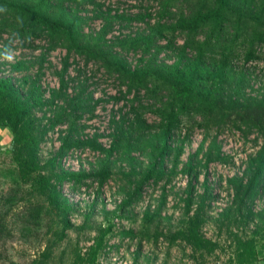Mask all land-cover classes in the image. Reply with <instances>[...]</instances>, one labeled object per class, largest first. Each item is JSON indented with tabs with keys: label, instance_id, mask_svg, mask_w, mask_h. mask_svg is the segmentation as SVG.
Returning <instances> with one entry per match:
<instances>
[{
	"label": "trees",
	"instance_id": "1",
	"mask_svg": "<svg viewBox=\"0 0 264 264\" xmlns=\"http://www.w3.org/2000/svg\"><path fill=\"white\" fill-rule=\"evenodd\" d=\"M153 1L159 6L157 19H166L167 23L147 25L145 29L150 30L147 35L107 40L112 24L86 34L83 26L88 22L76 13L86 5H95V0H0V9H3L0 10V38L8 37L0 54L8 48V43L18 40L33 50L39 48L36 42L46 43L47 50L63 48L68 54L84 58L85 65L96 60L117 83L119 95L129 102L126 113L118 114V119L112 117L110 122L114 127L105 149L98 142L101 135L81 136L85 128L81 119L86 113L93 116L101 101L92 99L84 86L76 95L68 97L66 90L73 81L66 78L69 55L63 59L64 65L58 72L59 87L51 89L47 98L40 84V69L34 75L25 72L19 83L0 77V129H7L12 135V148L6 152L14 163L13 181L23 189L28 186L31 195L47 203V207L44 203H31L25 210L20 230L27 233L31 226H37L43 210L60 218L62 225L53 231L46 249L31 264H47L51 249L71 228L68 215L73 209L61 186L66 183L74 191L90 189L94 184L101 188L110 178V158L123 154L122 149L132 160L131 152L143 153L145 144L151 142L149 165L133 193L118 206L119 210L138 200L150 180L160 179L165 160L176 151L169 144L170 140L182 130H187L188 135L194 127L211 124L219 130H236L245 137L256 134L264 138V95H252L253 76L249 69L260 63L264 67V0ZM143 17L138 15L134 20L142 22ZM201 34L203 38L198 39ZM179 38L183 39L178 45ZM116 47L119 50L116 51ZM130 51H141L135 66L123 55ZM161 54L164 57H159ZM37 60L42 61L43 54ZM12 69L28 68L18 62ZM129 96L131 98L126 99ZM46 111L53 115L47 117ZM39 112L41 116L36 115ZM146 113L159 117V125H148L144 118ZM60 125H66L64 131H59L60 147L41 164L40 143L49 131ZM86 150L104 155L97 171L76 172L63 168L61 162L69 152ZM248 168L247 183L243 187L238 185L236 190L238 206L220 214L232 251L228 264H254L257 260L253 239L242 238L233 232V227L253 218L262 222V214L252 213L251 205L252 198L264 190V143L250 158ZM206 198L202 197L190 214L193 198L189 193L187 218L169 235L170 242L184 243L200 258L220 249L217 241L202 233ZM150 218L146 214V219ZM112 228L111 223L98 226L93 243L84 254L77 255L74 264H97L101 252L107 248L105 236ZM4 231L0 218V236ZM126 234L131 236L132 233Z\"/></svg>",
	"mask_w": 264,
	"mask_h": 264
},
{
	"label": "rangeland",
	"instance_id": "2",
	"mask_svg": "<svg viewBox=\"0 0 264 264\" xmlns=\"http://www.w3.org/2000/svg\"><path fill=\"white\" fill-rule=\"evenodd\" d=\"M158 10V3L153 0H95V5H86L84 10L76 13L88 22L83 26L86 34L91 31L96 33L106 24H112L106 39L114 40L117 36L147 35L150 31L145 29L147 25L154 27L158 22L167 23L166 19H157ZM138 15L144 16L142 22L134 20ZM198 37L202 39L203 34ZM5 39L8 37L0 38V49H3ZM182 39L177 40L178 45ZM35 45L39 48L33 50L18 40L8 43V48L0 54V77H9L19 83L25 72L34 75L40 69V84L47 98L51 89L59 87L58 72L64 65L63 59L69 55L66 78L73 81L69 82L66 90L68 97L76 95L84 86L92 94V99L101 101L93 116L86 113L81 119L80 123L85 127L81 136L101 135L98 142L107 149L110 144L108 135L114 127L110 122L112 117L118 119V114L126 113L129 109V102L119 95L117 83L108 77L96 60H90L85 65L84 58L74 53L68 54L63 48L47 50L44 42H36ZM123 53L132 66L137 64L141 55V51ZM42 54L43 60L38 61V56ZM7 55L13 56L14 60H6ZM159 57L164 56L161 54ZM26 61L33 63L30 65ZM18 62L28 69L13 70L12 65ZM249 69L253 76L252 95L263 96L262 63ZM59 105H62L61 101ZM36 115L41 116V113ZM46 115L51 117L53 113L46 111ZM144 118L148 125L157 126L160 123V118L151 113H146ZM184 122L186 117L183 118ZM65 129L66 125L57 126L40 143L41 164L55 155L60 147L59 131ZM186 133L187 130H182L178 136L171 138L169 144L176 151H172L165 160L160 179L150 180L142 188L140 198L121 210L118 206L133 193L141 174L149 165L151 142L145 144L143 153L131 152L132 160L126 156L125 149H122L123 154L111 157L110 178L101 188L94 184L90 189L74 191L68 184H63L60 189L73 209L68 215L71 228L66 231L63 240L55 243L47 264H74L77 255L84 254L93 243L96 228L100 225L104 227L107 223H111L113 228L105 236L107 248L101 252L97 264H228L232 251L220 214L229 207L234 209L238 206L236 190L238 185L243 187L247 183L250 158L261 149L264 138L256 134L245 137L236 130H219L211 124L194 127L188 135ZM11 136L9 130L0 129V218L5 225V231L0 236V264H31L46 249L53 231L59 230L62 225L60 218L43 210L37 226H31L27 233L20 230L24 225L25 210L31 203H44L46 207L47 203L31 195L28 186L23 189L13 181L11 171L14 163L6 152L12 148ZM103 160L104 155L97 152L71 151L61 164L66 170L95 172ZM189 193L193 198L190 214L200 204L201 198L207 196L202 233L220 244V249L204 258L193 253L184 243H172L169 239V235L181 227L187 218ZM251 211L262 214V222L258 218L245 220L244 225L233 227V232L242 238L253 239L257 249L254 264H264V190L252 198ZM146 214L151 217L150 220L146 219ZM82 225L85 227L80 229ZM128 232L132 233L131 236L126 234Z\"/></svg>",
	"mask_w": 264,
	"mask_h": 264
},
{
	"label": "clouds",
	"instance_id": "3",
	"mask_svg": "<svg viewBox=\"0 0 264 264\" xmlns=\"http://www.w3.org/2000/svg\"><path fill=\"white\" fill-rule=\"evenodd\" d=\"M0 10H3V9H0ZM5 59L8 60L9 62H11V61L14 60V57L11 56V55H7V56L5 57Z\"/></svg>",
	"mask_w": 264,
	"mask_h": 264
}]
</instances>
